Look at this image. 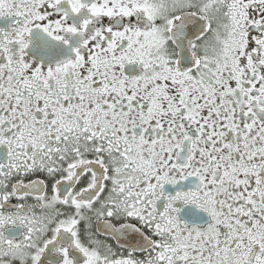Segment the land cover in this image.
Instances as JSON below:
<instances>
[{"label":"snow or ice","instance_id":"obj_1","mask_svg":"<svg viewBox=\"0 0 264 264\" xmlns=\"http://www.w3.org/2000/svg\"><path fill=\"white\" fill-rule=\"evenodd\" d=\"M0 264H264V0H0Z\"/></svg>","mask_w":264,"mask_h":264}]
</instances>
